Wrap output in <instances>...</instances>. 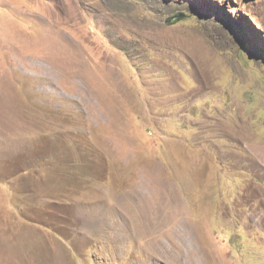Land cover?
I'll return each mask as SVG.
<instances>
[{
	"label": "rangeland",
	"instance_id": "374dc122",
	"mask_svg": "<svg viewBox=\"0 0 264 264\" xmlns=\"http://www.w3.org/2000/svg\"><path fill=\"white\" fill-rule=\"evenodd\" d=\"M175 258L264 264V0H0V264Z\"/></svg>",
	"mask_w": 264,
	"mask_h": 264
},
{
	"label": "water",
	"instance_id": "95a60500",
	"mask_svg": "<svg viewBox=\"0 0 264 264\" xmlns=\"http://www.w3.org/2000/svg\"><path fill=\"white\" fill-rule=\"evenodd\" d=\"M183 15H180V16H171L169 18L166 19V22H171V21H174L175 19H179V18H182Z\"/></svg>",
	"mask_w": 264,
	"mask_h": 264
},
{
	"label": "bare ground",
	"instance_id": "6f19581e",
	"mask_svg": "<svg viewBox=\"0 0 264 264\" xmlns=\"http://www.w3.org/2000/svg\"><path fill=\"white\" fill-rule=\"evenodd\" d=\"M178 259V258H177ZM176 258L174 259L177 264H180V262Z\"/></svg>",
	"mask_w": 264,
	"mask_h": 264
}]
</instances>
